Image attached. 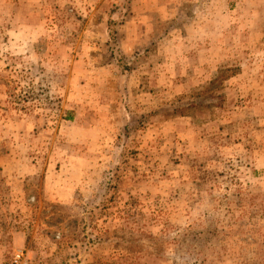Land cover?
<instances>
[{
  "label": "rangeland",
  "instance_id": "374dc122",
  "mask_svg": "<svg viewBox=\"0 0 264 264\" xmlns=\"http://www.w3.org/2000/svg\"><path fill=\"white\" fill-rule=\"evenodd\" d=\"M19 249L264 264V0H0V264Z\"/></svg>",
  "mask_w": 264,
  "mask_h": 264
},
{
  "label": "built area",
  "instance_id": "2783aa9c",
  "mask_svg": "<svg viewBox=\"0 0 264 264\" xmlns=\"http://www.w3.org/2000/svg\"><path fill=\"white\" fill-rule=\"evenodd\" d=\"M9 264H31L30 260L26 257L24 250H15L12 253Z\"/></svg>",
  "mask_w": 264,
  "mask_h": 264
},
{
  "label": "crops",
  "instance_id": "0c3cea01",
  "mask_svg": "<svg viewBox=\"0 0 264 264\" xmlns=\"http://www.w3.org/2000/svg\"><path fill=\"white\" fill-rule=\"evenodd\" d=\"M59 190V188L56 190V192ZM53 191V190H52ZM54 193H56L55 191H53ZM57 197H58V201H60L61 200V198H59V196L58 195H56Z\"/></svg>",
  "mask_w": 264,
  "mask_h": 264
}]
</instances>
